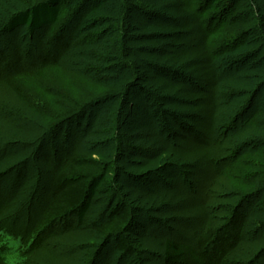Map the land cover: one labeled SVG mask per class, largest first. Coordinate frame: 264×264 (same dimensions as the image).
Returning a JSON list of instances; mask_svg holds the SVG:
<instances>
[{
    "label": "rangeland",
    "instance_id": "rangeland-1",
    "mask_svg": "<svg viewBox=\"0 0 264 264\" xmlns=\"http://www.w3.org/2000/svg\"><path fill=\"white\" fill-rule=\"evenodd\" d=\"M39 1L0 0V74L8 62L16 71L28 62L44 63L43 54L53 46L45 38L65 28L64 42L53 52L61 58L59 67L44 69L43 76L32 75L23 81V90L0 84V194L6 205L0 212L1 223L11 227L13 215L17 216L14 227L29 230L43 218L49 224L56 220L57 235L46 239L42 254L34 255L45 264H164L159 252L165 239L195 244L206 223L213 238L222 226L217 242L207 248L230 242L226 232L234 234L241 226L228 225L232 209L241 200V209L254 211L260 199L264 201V191L249 197L236 192L230 183L233 177L217 176L223 164L214 166L194 136L220 138L226 156L254 152L264 158V0H218L212 9L211 0H195L191 9L198 20L185 10L188 0H169L160 8V17L147 8L133 11L137 5L149 7L144 0L125 4L107 0L102 5L103 0H91L96 8L78 10L83 16L74 33L72 16L80 0H67L63 10L70 4L75 9L63 14L54 31L44 27L32 35L24 23L12 31L5 29L12 16ZM99 25L105 26L92 32ZM96 34L108 35L112 44V55L101 72L90 63L95 56L91 46L84 44ZM167 40L174 48L164 57L161 45ZM105 112L124 134L155 125L170 138L171 148L150 161L118 152L116 139L86 143L96 116ZM77 115L79 121L51 136L57 126ZM247 129L259 133L244 138ZM74 152L82 159L73 168L66 157ZM107 163L117 172L116 178L112 186L101 188L84 224L76 214L72 225L57 220L66 211L53 199L60 165H67L62 174L67 188L74 184L64 201L75 209L76 198L81 200L93 175ZM163 166L167 169L160 171ZM253 170L257 169L237 171L241 175L237 179L249 178ZM147 174L150 179L140 178ZM257 175L264 185V166ZM153 179L154 185L158 179L167 183L161 181V187L153 189L149 186ZM132 180L142 184L135 186ZM116 215L118 222H111ZM246 215L249 219H243L241 226L246 228L244 242L237 245L239 263L247 259L249 264H264V228L249 234L252 221ZM107 223L105 231L96 229ZM118 229L125 238L114 233ZM12 256L17 263L18 254Z\"/></svg>",
    "mask_w": 264,
    "mask_h": 264
},
{
    "label": "trees",
    "instance_id": "trees-1",
    "mask_svg": "<svg viewBox=\"0 0 264 264\" xmlns=\"http://www.w3.org/2000/svg\"><path fill=\"white\" fill-rule=\"evenodd\" d=\"M66 1L67 0H42L34 4L33 6H28L25 9L21 10V12L12 16L9 19V22L6 24L5 29L8 31H12L17 26L22 25V23H24L27 27H29V29H31L32 35H34L35 33H38V31L42 30L41 28H44V27L46 29L48 28L49 31H52V30L54 31L55 30L54 26L60 21L63 14L69 13L72 8L71 5L73 4H70L68 9L65 8V10H63V5L67 3ZM105 1L107 0H103L101 2V5ZM123 1L125 4L127 0H123ZM139 1L140 0H137V2ZM217 1L218 0H211L212 3L208 8L210 9H212L213 7L216 8V6H218ZM77 2L74 4H77ZM194 2L195 0H188L189 6H188V9H185V10H187V12H190L192 15H194L195 20H198L197 18L200 19L199 15H197L196 13H192L195 11L191 9L192 4H194ZM70 3H73V2L70 1ZM168 3H169V0H144V4L148 5L149 7H145V6L142 7V6L137 5L134 7L133 11L142 10L143 12L147 8L148 9L147 11L158 13V17H160V15L162 14L160 11L161 10L160 8L166 7ZM74 7H76V10H75L76 14L72 16V21L74 23L73 33L79 30L81 17L83 16V14H78V10L79 9L81 10V8L83 9L86 7H88L87 10L88 9L93 10L96 8V6L94 4L93 5L91 4V0H80V4L75 5ZM74 7L72 9H75ZM204 7H205V4H204ZM70 22L71 21L69 20L67 24H69ZM104 26L105 25L96 26V28H94L92 32L94 33L99 32L104 28ZM61 28L63 29L61 30L59 29L57 30V32H54L55 33L54 35L51 33V36L49 38H45L46 43H48L49 45L50 44L53 45L52 46L53 51L49 50L47 53L45 52L43 54V60H40V61L41 62L44 61V63L42 62V63H39V65L31 66V63L28 62L24 64L23 67H21L20 71H16L17 68H14L12 64L8 62L9 64L7 63L5 69L3 70L5 73L0 74V84L6 83V85H8L10 88H13L14 90L16 89L23 90V86H24L23 81H25L26 79H31L30 77L32 75L43 76L42 71L44 69L53 68V67L55 68V66L59 67L61 58H59V56H57L56 54L54 55L53 52L55 51V49L57 50L61 46L60 44H63L64 42L65 36H63V32L65 28L64 26H62ZM101 34L94 35L91 39L89 38L84 43L86 45L89 44L91 46V50L93 51L95 56L94 58L91 59L92 62L90 63L99 72L103 70V67L109 62L108 59L112 55V52H111L112 44L108 42V35H105V34L101 35ZM80 38H81L80 36L76 37L75 42L79 41ZM237 42L238 40H235L233 44V48H236ZM173 48H174L173 42L169 40L164 41L161 45V50H162L161 54L164 57H168L169 54L173 53ZM25 58H26V55H25ZM117 59H119V57H117ZM129 60L131 61V59ZM129 60L127 61L129 62ZM108 73H107V70L104 71V74H108ZM104 74L101 76L103 77ZM72 115L68 116L67 118H70ZM80 117L81 116H78L75 118L73 117L74 119L72 121L71 120L65 121L62 127L57 126L54 129V131L51 132V136H55L61 130H65L70 124H73L74 121H77V119L79 121ZM245 121L247 122L249 120L247 119ZM255 127L256 126H254L253 128ZM256 133H259V130L247 129L243 137L244 138L247 137L249 139V138H252V136H254ZM194 137L197 140L196 142L199 144H202V148L205 151H207L209 160L213 162L212 164L214 166L218 165L219 167L220 164H223L222 165L223 169L219 173H217V176L220 177L224 173H229L228 175L233 177L232 180L230 179L231 180L230 183L236 192L248 193V196L246 197H249V196L255 195L256 193H261L262 191H264V185L259 183V178L257 177L258 176L257 173L259 172L260 168L264 166V158H261V156L256 157V153L254 152L249 153V154L244 153V152L243 153L239 152V153H236L235 154L236 156L234 157L231 155L226 156L225 154H222L221 152V150L223 149V146H222L223 141L220 143L219 141L220 138L212 141V139L209 140L205 136L199 138L198 134H196V136ZM244 138H241V139H244ZM106 139L108 140L116 139L117 140L118 152L120 151V152L129 154L135 157H143L150 161H155L156 159H160L161 157H163L172 146V142L170 138H168L164 133L159 131V129L155 125L154 126H142L131 133L124 134L119 129V126L116 124V121L111 119L110 115H108L107 112L101 113L100 115L98 114L96 116L95 124L91 128L89 134L85 136L84 141L90 144V142H104ZM249 143H252V142L249 141ZM249 146L252 147L250 144L249 145L245 144V147L249 148ZM78 153L79 152H74V154L69 153V155H67L66 157L67 160L72 162L68 166L71 165L73 166V168L74 166L75 167L78 166V161L82 159L80 156H78ZM74 161H75V164H74ZM240 161H244V162L242 165L239 166ZM66 166L61 164L60 169L57 172V174H59L57 175L59 180L55 188L57 192H55L53 199L54 200L57 199L58 204H60L59 207L66 210L64 212L59 213L60 215L58 216L59 218H57V220L60 219L63 222L65 223L68 222L72 225L71 218L74 217V215L76 214L78 221L84 224L83 221L85 217L88 215V213L92 210L95 200L100 195V192L102 190L101 188L103 187L107 188L108 186L109 187L112 186V180L116 178L117 172H115L112 165H109L107 163L103 170L99 171L98 174L93 175V178L91 179V183H89V185L85 189L86 191L85 192L82 191V194L80 195L81 200H79L78 197L76 198V201L78 202L76 204L75 209H70L71 208L70 204L65 202L67 199L66 191L68 188H71V186H74V184L72 183V185L67 188L65 182H63V176H65L66 174L65 175H62V174L68 171L67 168H65ZM163 168L167 169L166 166H163L162 169H160V171L164 170ZM249 168H252V169L256 168L257 169L256 171L253 170L255 174H252V176H249V178L247 179L246 177H241L240 179H237L238 177L241 176L239 175V172L238 174L236 173L237 171L242 170L241 172H247ZM8 172L9 171L4 173L3 176H5V174H8ZM149 177L151 178V176H149L148 174L140 176V178H142L143 180L150 179ZM219 177H217L216 179L217 181L219 180ZM137 178L138 177H136L135 179ZM60 180H61V185H59ZM248 180H250L249 182L251 183H248L247 182ZM132 181L136 182L134 184L135 186H138L139 183L142 184L141 181H137V180H132ZM155 181L156 180L154 179L153 181L151 180L150 182L148 181L149 186L153 189L161 187V183L164 182L158 179L157 180L159 181L158 185H154L156 184ZM214 183L215 182H213L212 185ZM164 186H166V184H164ZM2 197L3 195L0 194V212L2 211L4 212L6 208V205L1 203L3 199ZM260 201L261 202L257 204L256 209L250 212H247V210L241 209L244 206L243 205L244 202H242L241 200L238 201L239 203L237 204V206H235L231 211V215L233 216L230 217L231 220H229L230 223L228 222L229 223L228 225H231V223L235 222L237 226H239L240 224L242 226L243 219L245 220L249 219V217L246 215L248 213L252 221L251 222L252 227H250L251 229L249 230V234L253 236V233L254 235L256 232L258 233L259 230H262L264 228V207L262 208V205H264V201L262 199H260ZM55 205H57V202ZM11 218H14L12 219L11 227H7L6 225H3L0 220V264H45L41 261V259L39 262V258H36L35 256L42 254V252L46 249L45 248L46 241H47L46 239H48L51 235L53 237V234L55 233L57 235V232L54 231V229L57 227L56 226L57 224L54 223V221L56 220H54L53 223L51 222L49 224L46 221H44V218H43L42 221L37 222L33 226L29 225L30 226L29 230L28 229L24 230V228L14 227L13 224L16 221L17 216L14 217L13 215H11ZM225 218H227V216H225ZM118 220L119 219L116 215L110 221L113 223H117ZM124 223H126V221H124ZM107 225L108 223L102 226L99 225V227H97L96 229L105 231L106 230L105 228ZM216 226H218V224ZM241 226L238 227V229H236L234 234L230 233V230L226 232L225 234L227 235L226 238L229 237L231 239L230 242L224 243L222 245H221V242H219L218 244L220 245L213 247L212 249H209L207 247L217 242V237L221 233L222 226L220 227V229L219 228L216 229L215 237H214L215 239H214L213 238L214 234H212L213 231L209 232V229L207 228L208 226L206 223L205 228L203 229L205 231L203 233V236L200 239H198V241H195L194 242L195 244H193V242L187 243L185 242V240L179 239L176 237L175 238L173 237L172 239L171 238L165 239L163 242V245L161 246V252H159L161 253L160 257L163 259L164 264H229L228 262H235L236 260H237L236 263L241 264L239 263L240 259L238 256V254L240 253V250L237 249L238 247L237 245L241 242L242 237H244L245 235L244 232L246 231V228L242 229ZM81 227L82 225H79L80 229ZM228 232H229V235L227 234ZM114 233L119 234L118 236L120 238H125L124 231L122 232L121 230L119 231L118 229L117 231L115 230ZM256 237H259V234ZM107 240H109V237L106 239V241ZM244 240H246V238ZM243 242L244 241H242L241 243ZM227 244H229V246H227ZM253 251H255L254 248H253ZM15 252L18 254V257H20L17 263H13V260L15 259V257L13 256L11 257V255ZM127 253H130V252H127ZM249 253L251 255L253 254L251 253V251L248 252V254ZM248 254L244 255V257L248 256ZM92 261L93 259H91V262ZM241 262L242 264H249V260L247 259H241Z\"/></svg>",
    "mask_w": 264,
    "mask_h": 264
}]
</instances>
